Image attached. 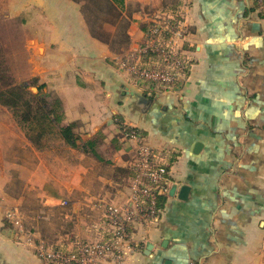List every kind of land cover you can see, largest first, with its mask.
Here are the masks:
<instances>
[{
    "label": "crops",
    "instance_id": "obj_1",
    "mask_svg": "<svg viewBox=\"0 0 264 264\" xmlns=\"http://www.w3.org/2000/svg\"><path fill=\"white\" fill-rule=\"evenodd\" d=\"M163 17H175L183 30L175 49L187 61L185 77L178 87L136 90L120 60L143 47L144 28ZM125 22L129 44L115 53L91 36L81 3L0 0V40L19 46L22 80L36 79L44 92L57 96L64 123L75 122L82 140L98 131L105 137L103 161L62 141L36 147L0 105V264H45L7 213L17 209L26 218L32 213L30 218L33 205L45 207V223L35 224L43 229L54 216L50 205L59 199L73 203V210L58 217L63 225L47 228L56 234L52 242L68 248L112 239L107 224L83 226L81 218L82 211L103 217L98 202H119L128 192L132 178L126 172L120 177L103 170L126 171L131 160L126 145L114 150L110 144L120 124L139 130L169 169L157 220L129 229L117 264H264L259 0H124L111 33ZM69 235L77 240L69 242Z\"/></svg>",
    "mask_w": 264,
    "mask_h": 264
},
{
    "label": "built area",
    "instance_id": "obj_2",
    "mask_svg": "<svg viewBox=\"0 0 264 264\" xmlns=\"http://www.w3.org/2000/svg\"><path fill=\"white\" fill-rule=\"evenodd\" d=\"M260 3L264 9V0ZM159 19L160 21H153L149 26L145 34L146 45L139 47L137 51L126 53L120 60V66L127 69L139 83L148 86H171L174 83L177 85L182 81L181 71L184 66L175 45L183 36V30L181 27L174 30V26L165 21L164 17ZM164 30L170 31L167 38H164ZM147 49L160 55L164 68L147 69L139 66L141 55ZM129 129V131L121 129V141L126 146L133 145L132 141H137L130 160L135 175L130 180L128 194L123 199L117 203L101 205L112 239L75 242L63 249L49 245L45 240L34 239L31 232H26V241L35 246L37 257L45 264H104L106 261L117 264L121 260L123 247L129 240V229L138 224L153 223L157 220L158 195L166 192L168 175L163 167L164 156L161 151L146 144L138 130L130 127ZM7 217L14 227H19L18 232L24 229L21 225V215L16 218L9 214ZM38 219H42V216Z\"/></svg>",
    "mask_w": 264,
    "mask_h": 264
},
{
    "label": "trees",
    "instance_id": "obj_3",
    "mask_svg": "<svg viewBox=\"0 0 264 264\" xmlns=\"http://www.w3.org/2000/svg\"><path fill=\"white\" fill-rule=\"evenodd\" d=\"M81 3V13L92 37L109 45L110 49L115 53L121 51L129 44V37L126 34L127 22L121 23L116 27L114 33L105 30L104 25L116 26V23L121 17L124 7V0H72ZM259 0V6L264 11ZM165 21L173 25V29L178 28L180 25L175 17L165 18ZM153 23H151L152 25ZM149 26V25H148ZM148 27L144 28L146 34ZM170 29V30H173ZM170 31L164 30V38L169 36ZM167 34V35H165ZM162 38V36H161ZM160 38V39H161ZM146 37L144 36L142 46L146 45ZM180 60L184 66L182 79L185 77L187 70V61L180 55ZM139 66L147 69H161L164 68L163 61L156 51L147 49L141 55V63ZM178 83V82H176ZM166 85L165 87H173ZM36 87L37 92L33 93L30 88ZM0 105L6 108L13 116L15 122L25 130L27 140L36 147L44 144L50 136L58 138L68 147L77 149L99 161H103V151L101 150L104 144V134L98 131L88 140H82L77 130L75 122L64 123L63 108L60 99L48 92H43V85H39L36 79L16 81L10 73L9 67L3 55V49L0 45ZM121 129L129 131V127L122 124ZM135 129V128H133ZM137 130V129H136ZM141 134V133H140ZM142 135V134H141ZM121 136L117 135L111 141V147L114 150L120 148ZM123 145V144H122ZM163 167L168 171L166 161ZM120 170V168H118ZM126 172L127 177H133L135 172L131 166L127 170H120ZM163 193L158 195V203L162 198ZM159 212V211H158ZM64 248V246H58Z\"/></svg>",
    "mask_w": 264,
    "mask_h": 264
},
{
    "label": "rangeland",
    "instance_id": "obj_4",
    "mask_svg": "<svg viewBox=\"0 0 264 264\" xmlns=\"http://www.w3.org/2000/svg\"><path fill=\"white\" fill-rule=\"evenodd\" d=\"M161 22H163V21H161ZM103 28L105 29V30H108V31H110L111 30V28H110V26L108 25H104L103 26ZM5 31H7V32H9L7 29H5ZM112 31H113V29H112ZM162 39V38H161ZM6 41H8V38H6ZM9 42V41H8ZM176 43H177V41H176ZM0 45H1V48L3 49V55H4V57H5V61H6V63H7V65H8V67H9V70H10V73L12 74V76H13V78L18 82V81H21L23 78H24V72L22 71V68H20V66H19V64H20V62L22 61V60H20V59H22V58H18V55H19V52H20V49H19V46L18 45H15V44H11L10 45V43H6L5 41H1L0 40ZM175 46H178L177 44L175 45ZM139 49V46L137 47V48H135V50H133V51H137ZM121 67V66H120ZM122 68V67H121ZM123 69V68H122ZM126 73H127V75H128V77H132V75L129 73V71L126 69H123ZM133 78V77H132ZM131 78V79H132ZM134 79V78H133ZM132 79V80H133ZM183 81V80H182ZM133 82H135L136 83V85L134 86L135 88H136V90H144L146 87H150V88H159V87H162V86H158V85H155V86H148V84H144V83H142V82H140L142 85H140V83L136 80H133ZM137 83H139V84H137ZM176 87H178V85L176 86ZM34 89V90H33ZM30 91H32L33 93H36L37 92V90L35 89V88H30ZM149 91V90H148ZM43 92H44V90H43ZM4 113V112H3ZM10 113V112H9ZM11 114V113H10ZM127 127V126H126ZM21 128V127H20ZM21 130L23 131V133H24V135H25V130H23L22 128H21ZM139 131V130H138ZM121 131H119V134L118 135H120L121 136ZM26 137V136H25ZM144 139V138H143ZM3 140H4V138H3ZM120 140H121V138H120ZM144 141V140H143ZM49 143V144H51V145H57L58 144V142H60V140L58 139V138H55V137H49L47 140H45L44 141V143ZM122 142V141H121ZM133 145H128V146H126L127 148H129L130 149V155H131V158L133 157V153H134V150H135V146L137 145V141H132L131 142ZM146 143V142H145ZM147 144V143H146ZM8 157H9V153H8ZM128 166H131V161H129L128 162ZM104 171H105V173H111L112 171H115V174L117 175V176H120L121 177V174H124V173H122V172H119L118 170H115V168H113V169H109V168H107V169H103ZM166 171V170H165ZM166 173L168 174V171H166ZM15 187L16 186H12V188L13 189H15ZM18 187V186H17ZM123 187H128V186H123ZM129 189V188H128ZM123 192L125 191V188H123V189H121ZM129 191V190H128ZM121 192V191H120ZM126 192H124V194H125ZM126 194H128V192L126 193ZM29 198H30V196H29ZM33 198L34 199H37L38 197H35V196H33ZM29 200V199H28ZM35 201V200H34ZM33 201V202H34ZM57 201H59L60 203H59V205H50L51 206V208L52 209H54V216L52 217V221L50 222V223H48L49 225L46 227V228H43L42 229V227H40V228H37L36 226H35V224H37V226H38V224H40V223H45V221H46V215H45V207H42V208H40V206H38V208H36L37 206H35V205H33L34 207L32 208V210L33 211H35L34 213H33V216L32 217H30V218H28L29 216H30V214H32V213H30L29 215H28V217L26 218V217H24V216H22V214H21V212L19 211V210H12V211H9L7 214L9 215H11V216H14V217H16V218H19L20 217V215L22 216V218H20V220L22 221V224L21 225H23L24 226V229H22V231L20 232H18V234L20 235V238H24L25 240H26V238H25V235H26V232H31L33 235H34V239H39V240H45V241H47V243L49 244V245H53L54 244V246H61L62 245V243H57V242H55V241H53L52 242V240H53V236H55L56 234L54 233V230H49V229H47V228H57V226L58 225H63V223H62V221H60V217H61V214H63L64 212H68L67 214H69V216L70 215H72V210H73V206H72V204L73 203H66V202H63L62 200L60 201V199L59 200H57ZM56 201V202H57ZM56 202H54V203H52V204H55ZM115 201H112V203H114ZM99 204H102V205H104V204H106V203H103V202H98ZM115 203H117V202H115ZM32 204V203H31ZM35 204V203H34ZM107 204H109V203H107ZM82 209L83 210H89V207H82ZM38 211H40L39 213H38ZM83 212V218H81V223H82V225L83 226H87V225H89V223H91V224H95V223H99L100 224V226H102V227H104L105 225H106V223H105V220L103 219V217H101V215L99 214V215H96L95 213L93 214V215H96V216H88L87 215V212L86 211H82ZM98 214V213H97ZM7 215V216H8ZM38 215V216H37ZM39 216H42L43 218L42 219H38V217ZM88 216V217H87ZM59 217V218H58ZM25 220H28V221H25ZM32 221V222H31ZM34 221V222H33ZM39 221V223H35V222H38ZM73 221H74V218H73ZM94 222V223H93ZM75 223V222H74ZM32 224H34L32 227H30ZM87 224V225H86ZM16 229L17 228H19L18 226H16L15 227ZM34 229V230H33ZM38 229H40V232H39V230ZM18 231V230H17ZM31 234V235H32ZM32 235V236H33ZM69 242H74L75 240H77V238H70V235H69V237H68V239H67ZM82 241V240H81ZM67 242V241H66ZM68 243V242H67ZM60 248V247H59Z\"/></svg>",
    "mask_w": 264,
    "mask_h": 264
},
{
    "label": "water",
    "instance_id": "obj_5",
    "mask_svg": "<svg viewBox=\"0 0 264 264\" xmlns=\"http://www.w3.org/2000/svg\"><path fill=\"white\" fill-rule=\"evenodd\" d=\"M34 90V89H33ZM187 190H188V188L187 187H183L182 189H181V198H184L185 197V193L187 192Z\"/></svg>",
    "mask_w": 264,
    "mask_h": 264
}]
</instances>
